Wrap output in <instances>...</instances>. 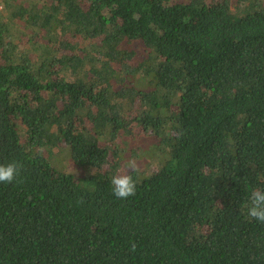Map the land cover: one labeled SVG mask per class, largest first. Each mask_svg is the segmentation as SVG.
<instances>
[{"label": "trees", "instance_id": "trees-1", "mask_svg": "<svg viewBox=\"0 0 264 264\" xmlns=\"http://www.w3.org/2000/svg\"><path fill=\"white\" fill-rule=\"evenodd\" d=\"M0 2V264H264V0Z\"/></svg>", "mask_w": 264, "mask_h": 264}, {"label": "clouds", "instance_id": "clouds-1", "mask_svg": "<svg viewBox=\"0 0 264 264\" xmlns=\"http://www.w3.org/2000/svg\"><path fill=\"white\" fill-rule=\"evenodd\" d=\"M126 169L125 172H118L111 177L112 194L118 200H127L136 194L137 181L132 175L139 171V165L136 159H129L126 164ZM23 170L24 165L18 160L0 163V184H12L20 177ZM93 174H95V170ZM83 202V198L78 200L80 204ZM247 215L257 222L264 224V190H252ZM131 251H136V244L134 242L131 244Z\"/></svg>", "mask_w": 264, "mask_h": 264}, {"label": "built area", "instance_id": "built-area-1", "mask_svg": "<svg viewBox=\"0 0 264 264\" xmlns=\"http://www.w3.org/2000/svg\"><path fill=\"white\" fill-rule=\"evenodd\" d=\"M3 10V6H2V4H1V2H0V12Z\"/></svg>", "mask_w": 264, "mask_h": 264}]
</instances>
